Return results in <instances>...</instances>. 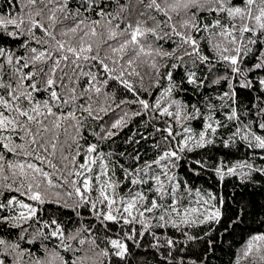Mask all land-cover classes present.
Returning a JSON list of instances; mask_svg holds the SVG:
<instances>
[{
    "label": "snow or ice",
    "instance_id": "obj_1",
    "mask_svg": "<svg viewBox=\"0 0 264 264\" xmlns=\"http://www.w3.org/2000/svg\"><path fill=\"white\" fill-rule=\"evenodd\" d=\"M264 264V0H0V264Z\"/></svg>",
    "mask_w": 264,
    "mask_h": 264
},
{
    "label": "trees",
    "instance_id": "obj_2",
    "mask_svg": "<svg viewBox=\"0 0 264 264\" xmlns=\"http://www.w3.org/2000/svg\"><path fill=\"white\" fill-rule=\"evenodd\" d=\"M223 260L225 261V264H227L228 257L227 256H224L223 257Z\"/></svg>",
    "mask_w": 264,
    "mask_h": 264
}]
</instances>
